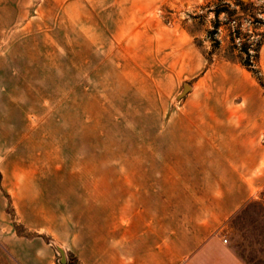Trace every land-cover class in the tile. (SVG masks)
<instances>
[{
	"label": "rangeland",
	"instance_id": "rangeland-1",
	"mask_svg": "<svg viewBox=\"0 0 264 264\" xmlns=\"http://www.w3.org/2000/svg\"><path fill=\"white\" fill-rule=\"evenodd\" d=\"M34 10L47 29H1L0 35L6 223L31 235L33 246L39 235L51 249L54 240L61 243L64 264L98 261L109 235L119 241L110 229L125 223L133 233L136 218L149 223L161 246L175 227L176 264L189 262L181 255L212 236L245 264H264V162L256 161L264 153V122H255V146L240 147V164L251 167L256 159V175L234 178L218 155L226 139L208 114L218 102L249 107L231 76L264 106V0H204L183 13L193 39L184 51L191 63L180 74L147 42L131 56L142 64H119L129 54L97 48L52 0H35ZM185 83L194 87L178 99ZM219 83L224 92L217 95ZM199 106L210 108L202 113ZM244 127L245 140L250 127ZM168 216L175 222L169 230ZM55 255L62 264L57 249ZM120 258L114 254L112 264Z\"/></svg>",
	"mask_w": 264,
	"mask_h": 264
},
{
	"label": "crops",
	"instance_id": "crops-1",
	"mask_svg": "<svg viewBox=\"0 0 264 264\" xmlns=\"http://www.w3.org/2000/svg\"><path fill=\"white\" fill-rule=\"evenodd\" d=\"M34 1L0 0V35L1 31L5 32V30L1 29H7L8 32L10 29H47V26L41 25L42 20L44 21L41 15L42 12L32 11ZM203 1L52 0V3L75 29H81L87 36L88 41L93 42L97 48L102 46L104 51H108L114 47L129 54L119 64H142L134 61L131 56L133 52L137 53L139 51L144 42H147L151 45L149 48H151L153 54L159 52L165 54L168 64L179 67L178 70L173 71H177L180 74L183 67L191 63V54L184 51L191 50L193 39L189 31V29H192V23L180 18L186 11H191L201 6ZM90 29L97 30L92 32ZM99 43L102 44L99 46ZM180 52H184V54ZM259 65L264 71V52L263 57L259 60ZM209 77V75H205L203 81L207 82ZM230 79H232L236 91H239L237 96H243L250 105H248L249 107H243L218 102L216 103L217 106L208 113L211 114L210 120L217 129V134L221 136L222 140L223 138L227 140H223V147L218 152V155L221 156V161L226 163L227 169L231 172L230 176L234 178L254 177L256 175V173H253V171L255 172L254 162H264V153L261 159L253 160L251 167L243 166L240 164L243 160L240 157V147L255 146L257 142L256 136L253 135L256 131L255 122H264V106H257V103L262 100L260 96H254L255 99L251 100V96L246 91L239 90L240 87L245 86V83L240 78L231 76ZM220 83L218 89L215 90L217 95L219 92H224ZM252 84L255 86V83L252 82ZM189 85L190 89L194 87L191 84ZM254 100L255 103H253ZM198 108L201 110L202 106ZM209 108L205 107L201 110L202 113L207 112ZM244 110L247 111L246 116ZM244 123V129L247 130L250 127L248 130L251 133L247 132L249 139L245 138V140L241 138L240 134L241 126ZM259 130L260 133L264 131V124H259ZM227 145H230L231 148L227 147ZM4 203L5 201L1 199L0 193V264H56L54 261L56 257L55 249L60 246L65 251V247L54 240L55 249H51L41 235L35 237L34 240L37 241L34 242L33 246V237L31 235L18 232L14 226L15 224L6 223ZM136 221L135 231L130 234L127 229L129 224L122 223L118 229L111 228V233L120 234L119 239L117 238L119 241H116V236L111 238L109 235L107 251L104 245L99 250L98 261L90 260V257H88L90 261H84V264H112L113 255L115 254L120 258V253L122 254L123 251L125 253L124 257L128 260L124 263L120 258V262H115V264H161L160 257L167 259L166 264H176L175 227L171 231L172 235L167 239V244L164 243L161 246L159 236L156 235L155 230L153 231L149 223L145 227L143 218H139V223L138 218H136ZM170 223L172 225L175 224L174 219L171 218L170 221L168 216L166 222L168 230L170 229ZM42 226L40 224V231L43 230ZM122 230H125L123 235H121ZM202 241H205V244L193 254L187 252L181 255L186 258L191 257V260H193L184 264H245L231 251H225L224 245L217 239V236H212L210 239H203ZM100 246L95 243V247L100 248ZM127 251H129V254ZM148 256L150 257V262L145 261V257L147 258ZM10 259H13L14 262L11 263Z\"/></svg>",
	"mask_w": 264,
	"mask_h": 264
},
{
	"label": "water",
	"instance_id": "water-1",
	"mask_svg": "<svg viewBox=\"0 0 264 264\" xmlns=\"http://www.w3.org/2000/svg\"><path fill=\"white\" fill-rule=\"evenodd\" d=\"M190 89V85L189 84H185L184 85V89L183 91L177 96V98H182ZM57 249L58 251L60 252L61 254V263L64 264L66 263V255H65V251L60 247V246H57Z\"/></svg>",
	"mask_w": 264,
	"mask_h": 264
},
{
	"label": "built area",
	"instance_id": "built-area-1",
	"mask_svg": "<svg viewBox=\"0 0 264 264\" xmlns=\"http://www.w3.org/2000/svg\"><path fill=\"white\" fill-rule=\"evenodd\" d=\"M233 35H235V33ZM236 39L240 40V37H237ZM240 46H242V43L239 44V48L242 49V47H240ZM245 51L248 52V53L249 52L251 53L253 50L251 48H249L248 50L246 49ZM224 242L226 243L227 239H224Z\"/></svg>",
	"mask_w": 264,
	"mask_h": 264
},
{
	"label": "trees",
	"instance_id": "trees-1",
	"mask_svg": "<svg viewBox=\"0 0 264 264\" xmlns=\"http://www.w3.org/2000/svg\"><path fill=\"white\" fill-rule=\"evenodd\" d=\"M215 16H216V18H218V17H219V13H216V15H215Z\"/></svg>",
	"mask_w": 264,
	"mask_h": 264
}]
</instances>
